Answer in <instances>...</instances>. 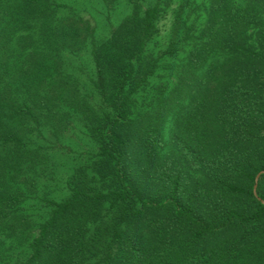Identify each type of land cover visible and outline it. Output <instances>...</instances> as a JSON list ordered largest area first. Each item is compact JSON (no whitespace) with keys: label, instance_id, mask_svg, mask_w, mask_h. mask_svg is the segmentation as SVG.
I'll return each instance as SVG.
<instances>
[{"label":"trees","instance_id":"1","mask_svg":"<svg viewBox=\"0 0 264 264\" xmlns=\"http://www.w3.org/2000/svg\"><path fill=\"white\" fill-rule=\"evenodd\" d=\"M126 1L102 39L82 0H0V264H264V0L263 17L210 0L169 73L161 0ZM162 70L172 86L147 102ZM170 117L178 158L161 162ZM73 129L95 153L50 187Z\"/></svg>","mask_w":264,"mask_h":264},{"label":"rangeland","instance_id":"2","mask_svg":"<svg viewBox=\"0 0 264 264\" xmlns=\"http://www.w3.org/2000/svg\"><path fill=\"white\" fill-rule=\"evenodd\" d=\"M135 1L136 4L141 6L139 9L141 12H143L148 5L152 4L150 0ZM160 3V8L162 9L161 16L158 19L156 32L151 45L155 50L171 51L173 48L170 44L171 41H173L178 47L176 53L166 55L162 62V65L170 63L172 67H175L173 69L168 68L166 73H169L171 71H177L176 69L180 70L185 65L190 45L188 42H182L183 33L185 28L191 24H193L197 30L204 25L209 13L210 0H161ZM240 5L249 11H254L256 15L263 17L262 13L257 12L253 5L250 4V0H241ZM133 6L134 4L131 5L126 0H120L113 5L112 8H107V12H103L101 8L94 5L91 0H82L77 13L88 19L96 28V34L99 33L103 39L109 35L112 29L117 27L118 23L121 21L122 15L126 13L128 9H133ZM255 28L256 27H250L245 32L246 43L253 47H255ZM66 59L69 60L70 57ZM82 61L84 62L85 59H82L80 62ZM166 73L163 74L162 70L156 75V78L151 79L150 85L148 86L149 94L146 96L147 102L158 93L165 92L166 94L169 91L172 86L173 78L168 80L169 87L167 85L164 89L163 83H166L164 79L169 77V74ZM197 75L201 74L198 73ZM174 121L175 117H170L168 119L162 131V142L161 144H156L155 155L161 162L173 159L177 160L178 158V153L175 151L176 149L170 145V143H172L170 127L174 125ZM63 143L65 144V148L61 152L64 153L66 158L58 161L59 167L56 166L57 170H55V175H53V179L49 181L50 187L56 186L57 188H61L64 179L69 176L71 170L79 163L88 160L95 153L94 146L76 129L66 133L63 138ZM150 157V154L146 153V155L141 158H146L148 160ZM138 178L143 182V178L140 175Z\"/></svg>","mask_w":264,"mask_h":264},{"label":"water","instance_id":"3","mask_svg":"<svg viewBox=\"0 0 264 264\" xmlns=\"http://www.w3.org/2000/svg\"><path fill=\"white\" fill-rule=\"evenodd\" d=\"M264 172H260L256 175L255 177V182H254V187H253V192H254V195H256V188H257V183H258V179L259 177L263 174Z\"/></svg>","mask_w":264,"mask_h":264}]
</instances>
